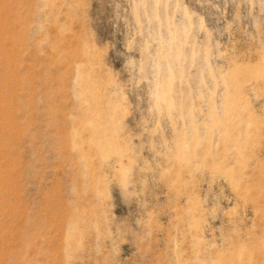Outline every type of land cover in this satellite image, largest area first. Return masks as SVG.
Instances as JSON below:
<instances>
[{
    "label": "rangeland",
    "instance_id": "rangeland-1",
    "mask_svg": "<svg viewBox=\"0 0 264 264\" xmlns=\"http://www.w3.org/2000/svg\"><path fill=\"white\" fill-rule=\"evenodd\" d=\"M0 264H264V0H0Z\"/></svg>",
    "mask_w": 264,
    "mask_h": 264
},
{
    "label": "bare ground",
    "instance_id": "bare-ground-1",
    "mask_svg": "<svg viewBox=\"0 0 264 264\" xmlns=\"http://www.w3.org/2000/svg\"><path fill=\"white\" fill-rule=\"evenodd\" d=\"M165 94V93H164Z\"/></svg>",
    "mask_w": 264,
    "mask_h": 264
}]
</instances>
